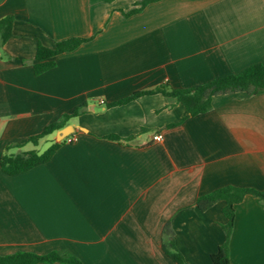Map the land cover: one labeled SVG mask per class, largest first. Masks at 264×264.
<instances>
[{"label":"crops","instance_id":"obj_1","mask_svg":"<svg viewBox=\"0 0 264 264\" xmlns=\"http://www.w3.org/2000/svg\"><path fill=\"white\" fill-rule=\"evenodd\" d=\"M141 2L0 0V19L14 15L0 43V255L68 249L83 264H180L162 247L170 224L188 264H212L226 202L201 210L198 197L264 190V93L216 95L195 116L161 93L113 104L264 65V0H157L126 15ZM71 37L91 39L36 74L38 44ZM80 107L68 123L76 141L62 139L46 164L2 171L8 145L34 149L30 136ZM228 243L230 264H264V200L236 204Z\"/></svg>","mask_w":264,"mask_h":264},{"label":"trees","instance_id":"obj_2","mask_svg":"<svg viewBox=\"0 0 264 264\" xmlns=\"http://www.w3.org/2000/svg\"><path fill=\"white\" fill-rule=\"evenodd\" d=\"M157 0H142L140 6L126 12V15L138 13L148 3ZM14 15L9 14L0 19V43L4 44L13 36ZM91 38L71 37L55 43L53 48L43 44H38L36 52V63L34 71L41 74L56 66V57L62 53L75 50L79 45L89 41ZM176 98L188 111V116H195L205 113L212 108L213 98L216 95L246 93L249 96L264 93V65L256 63L246 67L240 72L214 79L203 85L193 88H173L169 84L156 86L151 89L141 90L131 96L114 102V105L126 103L142 95L158 94ZM85 111V107L76 108L71 114H64L60 119L47 125L42 132L32 135L27 139V143L37 146L46 136L56 133L68 125L72 117L78 116ZM107 138L117 141L130 140L133 138H122L116 134L108 135ZM64 140H54L51 145L40 153L37 149L22 151L18 153L10 152L12 148L23 147L22 143L10 144L6 147L2 156V171L8 174H19L26 172L34 167L46 164L50 161L56 151L61 147ZM251 194L264 200V190L251 187H240L227 185L215 189L214 191L198 197L197 205L201 210L212 207L218 201H225L224 213L228 218L225 225L227 240L212 254V264H230L228 238L234 226L236 217V204L242 201L245 195ZM164 251L174 257L180 264H188L182 253L175 244L174 232L168 224L163 231ZM66 263L83 264L82 260L68 249L53 250L46 254H38L31 251H17L5 255H0V264H39V263Z\"/></svg>","mask_w":264,"mask_h":264},{"label":"rangeland","instance_id":"obj_3","mask_svg":"<svg viewBox=\"0 0 264 264\" xmlns=\"http://www.w3.org/2000/svg\"><path fill=\"white\" fill-rule=\"evenodd\" d=\"M57 138V134H50L43 138L37 146H33L31 144L28 145L29 148L37 149L40 153H42L45 149H47L51 143Z\"/></svg>","mask_w":264,"mask_h":264},{"label":"water","instance_id":"obj_4","mask_svg":"<svg viewBox=\"0 0 264 264\" xmlns=\"http://www.w3.org/2000/svg\"><path fill=\"white\" fill-rule=\"evenodd\" d=\"M73 132H74V127L72 125H67L57 132L56 140L61 141L62 139H64L65 137H67L68 135H70Z\"/></svg>","mask_w":264,"mask_h":264},{"label":"built area","instance_id":"obj_5","mask_svg":"<svg viewBox=\"0 0 264 264\" xmlns=\"http://www.w3.org/2000/svg\"><path fill=\"white\" fill-rule=\"evenodd\" d=\"M153 138H154V140H156V141H161V140L163 139V135H162L161 133H157V134L154 135ZM65 140H66L67 142H74V141L77 140V137L72 136V135H68L67 137H65Z\"/></svg>","mask_w":264,"mask_h":264}]
</instances>
